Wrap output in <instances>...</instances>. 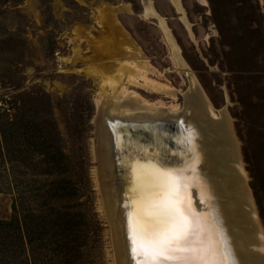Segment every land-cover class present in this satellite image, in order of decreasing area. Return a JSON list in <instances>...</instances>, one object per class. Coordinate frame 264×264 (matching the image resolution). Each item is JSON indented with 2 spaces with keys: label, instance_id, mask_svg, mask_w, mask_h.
Listing matches in <instances>:
<instances>
[{
  "label": "rangeland",
  "instance_id": "1",
  "mask_svg": "<svg viewBox=\"0 0 264 264\" xmlns=\"http://www.w3.org/2000/svg\"><path fill=\"white\" fill-rule=\"evenodd\" d=\"M162 19L214 108H226L264 232V0H0V220H17L24 240L8 264H117L97 102L103 76L129 60L183 104L189 81ZM127 79L119 89L173 101Z\"/></svg>",
  "mask_w": 264,
  "mask_h": 264
},
{
  "label": "bare ground",
  "instance_id": "2",
  "mask_svg": "<svg viewBox=\"0 0 264 264\" xmlns=\"http://www.w3.org/2000/svg\"><path fill=\"white\" fill-rule=\"evenodd\" d=\"M160 25L189 81L183 104L176 102L174 87L149 78L129 60L120 62L114 75L103 76L97 102V181L116 262L136 264L130 234L152 217V199L174 197L198 219L199 240L214 259L227 252L235 264H264V232L229 115L214 108L164 19ZM126 76L128 83L143 81L173 101L167 105L119 89ZM162 174L173 178L166 193Z\"/></svg>",
  "mask_w": 264,
  "mask_h": 264
},
{
  "label": "snow or ice",
  "instance_id": "3",
  "mask_svg": "<svg viewBox=\"0 0 264 264\" xmlns=\"http://www.w3.org/2000/svg\"><path fill=\"white\" fill-rule=\"evenodd\" d=\"M161 178L166 193L173 178ZM150 205L152 217L130 234L136 264H235L227 252L222 260L214 259L215 253L199 240L198 219L176 198H154Z\"/></svg>",
  "mask_w": 264,
  "mask_h": 264
},
{
  "label": "trees",
  "instance_id": "4",
  "mask_svg": "<svg viewBox=\"0 0 264 264\" xmlns=\"http://www.w3.org/2000/svg\"><path fill=\"white\" fill-rule=\"evenodd\" d=\"M4 134V135H3ZM7 145V136L4 132L0 134V159L6 160L8 151L6 149ZM17 220H0V238L2 239L0 241V264H8L9 262V255L8 252L13 250L12 246L15 244H18V246H21V251H24V240L20 232V228H18V231L16 232L14 229L15 222ZM16 223H19L18 221ZM15 231L16 236L9 233H13ZM9 239V241H7ZM16 240L19 242H16Z\"/></svg>",
  "mask_w": 264,
  "mask_h": 264
},
{
  "label": "water",
  "instance_id": "5",
  "mask_svg": "<svg viewBox=\"0 0 264 264\" xmlns=\"http://www.w3.org/2000/svg\"><path fill=\"white\" fill-rule=\"evenodd\" d=\"M226 109V108H225Z\"/></svg>",
  "mask_w": 264,
  "mask_h": 264
}]
</instances>
